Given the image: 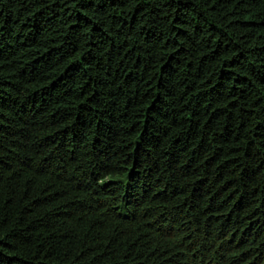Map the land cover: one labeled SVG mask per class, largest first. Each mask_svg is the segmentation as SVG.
<instances>
[{
    "label": "trees",
    "instance_id": "1",
    "mask_svg": "<svg viewBox=\"0 0 264 264\" xmlns=\"http://www.w3.org/2000/svg\"><path fill=\"white\" fill-rule=\"evenodd\" d=\"M0 264H264V0H0Z\"/></svg>",
    "mask_w": 264,
    "mask_h": 264
}]
</instances>
